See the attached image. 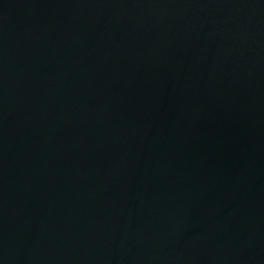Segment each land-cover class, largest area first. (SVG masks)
I'll use <instances>...</instances> for the list:
<instances>
[{
    "label": "water",
    "instance_id": "1",
    "mask_svg": "<svg viewBox=\"0 0 264 264\" xmlns=\"http://www.w3.org/2000/svg\"><path fill=\"white\" fill-rule=\"evenodd\" d=\"M0 264H264V0H0Z\"/></svg>",
    "mask_w": 264,
    "mask_h": 264
}]
</instances>
